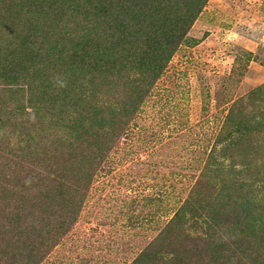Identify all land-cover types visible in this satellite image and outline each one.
<instances>
[{"label":"rangeland","instance_id":"374dc122","mask_svg":"<svg viewBox=\"0 0 264 264\" xmlns=\"http://www.w3.org/2000/svg\"><path fill=\"white\" fill-rule=\"evenodd\" d=\"M53 1L0 0V68L28 67L0 76V264H264L214 212L254 188L218 172L220 148L264 169V0H208L191 21L160 3L173 37L153 60L136 18L132 34L109 19L136 0ZM66 59L75 82L54 75Z\"/></svg>","mask_w":264,"mask_h":264},{"label":"trees","instance_id":"16d2710c","mask_svg":"<svg viewBox=\"0 0 264 264\" xmlns=\"http://www.w3.org/2000/svg\"><path fill=\"white\" fill-rule=\"evenodd\" d=\"M56 2L59 0H55ZM174 1V2H173ZM208 0H136L132 5L133 7H129L127 11L125 10V7H123V12L121 14H115V13H110L109 19L113 21V25L118 28V30L124 29V30H131V33L134 31V18H136L137 22H140L137 24L139 26L140 24V29L145 30V33L147 34L148 42L150 41V47L147 46L145 43L144 45L147 48H152L149 52V59L153 60L154 56L155 59L158 57V53L161 50L160 46H165L167 44V41H170L172 39L173 35H170L169 33L164 31L165 27V22L166 19H162L159 22V19L153 18L154 10L155 8L160 9L161 4L160 3H168V4H176L178 5H183L186 4L188 7H190L188 13L186 14L187 21H191L198 12L202 11V7L207 3ZM53 1V3H56ZM59 3V2H58ZM55 9L56 6L54 7ZM119 11H122L121 8H119ZM57 13V12H56ZM114 14V15H113ZM193 14V16L191 15ZM113 15V16H112ZM112 16V17H111ZM175 18V16H173ZM162 18V15H161ZM149 19V21H147ZM131 24H130V22ZM44 40L46 38L43 36ZM33 42V39H29V42ZM45 46V42H42ZM143 47V45H141ZM129 61L127 62H122L124 67H128L129 70L127 71L128 74L132 75L135 77V71H133V68L136 67L135 64V59H128ZM68 60L64 63H61L60 67L58 64L54 67V75L59 74L58 79H60L62 73H65L64 78L65 79H72L74 82L76 81L77 76V71L76 63H71L68 64ZM138 67V66H137ZM2 73L0 74L1 77L10 79L12 81L14 79L15 74L21 72H26L28 67L26 66H18V69L16 70V73L11 74V71H6L3 70V67L0 68ZM131 71V72H130ZM64 83V82H63ZM67 86L60 88L59 92L61 91V94L58 96L59 99H61L59 102L63 100H66L68 103L63 101V104H58V107L60 110H68L69 108H66L68 105H74L76 101H74V93L72 89H68ZM66 91V92H63ZM71 92V93H68ZM62 93L64 95H62ZM71 94V95H70ZM58 99V100H59ZM78 102V101H77ZM83 105V104H81ZM85 107V105H83ZM82 106V107H83ZM233 117V116H232ZM74 118H82L83 117H74ZM244 117H239L238 118L235 116L234 121H238L239 125H235L233 128L232 124L229 125V127H232L233 129H236L238 131L241 127L244 125L242 124ZM259 122L260 119H257ZM261 120L264 122V116L261 117ZM104 128L108 127L107 121H104L101 123ZM245 124V123H244ZM246 125V124H245ZM232 130V129H231ZM245 135L241 136H236L234 137L235 139H231L230 143H232V146L236 144H245ZM221 155L222 157H226L230 161L229 165L223 164V162L218 161L219 167L217 168L218 172L227 174L228 172H236L239 175L242 173L247 174L246 177L248 178V181L251 182V186L254 187L252 189L253 194L251 195L250 198L246 197L243 200H238L235 198L237 196L236 190L230 191L229 188H226L223 191H221L219 195L220 202L215 205L216 209L214 212H217L215 215H224L226 212L229 211V215L231 216L230 219L231 222L228 224V230H230L234 235L237 234L238 232L242 235L243 233L245 234L244 236L247 237H254L256 240L258 239L260 242L264 243V169L256 173L254 170L251 169V164L245 162L246 155H244L242 152H239V156L237 158L233 157L230 155V152L232 151V148H229V144L227 146L220 148ZM231 157V158H230ZM237 164H239V167H236ZM254 184V185H252ZM238 190V189H237ZM236 194V195H235ZM260 194V195H258ZM224 197H227L229 200L225 201ZM233 200V201H232ZM228 203V204H227ZM234 203L237 204V206L240 208V210H233L231 207L229 208V204ZM236 206V208H237ZM229 209V210H227ZM225 216V215H224ZM223 216V217H224Z\"/></svg>","mask_w":264,"mask_h":264}]
</instances>
